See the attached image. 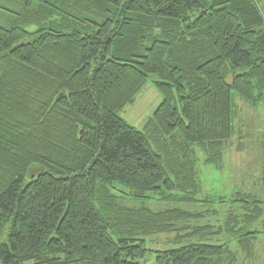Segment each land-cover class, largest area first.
Segmentation results:
<instances>
[{
  "label": "trees",
  "instance_id": "1",
  "mask_svg": "<svg viewBox=\"0 0 264 264\" xmlns=\"http://www.w3.org/2000/svg\"><path fill=\"white\" fill-rule=\"evenodd\" d=\"M0 12L14 20L0 23V264L255 257L256 195L234 199L245 212L225 223L239 236L233 249L194 242L212 232L191 224L199 214L129 207L115 185L136 198L161 189L201 201L198 153L222 160L232 90L264 102L260 0H0ZM150 75L162 99L139 130L121 111ZM33 163L45 170L25 184ZM155 235L179 247L151 249Z\"/></svg>",
  "mask_w": 264,
  "mask_h": 264
},
{
  "label": "rangeland",
  "instance_id": "2",
  "mask_svg": "<svg viewBox=\"0 0 264 264\" xmlns=\"http://www.w3.org/2000/svg\"><path fill=\"white\" fill-rule=\"evenodd\" d=\"M264 7V0H260ZM13 18L0 12V23L13 25ZM156 75H150L145 87L138 93L135 101L126 106L121 115L125 120L142 130L147 119L153 114L161 102L162 96L154 84ZM232 105L234 110L233 132L227 139L223 158L219 164L207 163L203 153H198L197 170L202 184L196 194L199 202H187L181 199L182 193L177 191L162 192L161 189L147 193L146 198H136L127 195L128 187L116 184L115 190L123 196L122 202L129 207L146 206L155 211L179 208L188 210L199 216L192 217V225H210V233L193 238L194 242L210 244H228L237 249L238 234L233 235L225 228L229 213L244 214V203L234 201L237 193L256 195L264 203V102L249 104L236 90H232ZM196 146V145H195ZM45 168L40 163H33L28 168L24 178L26 184ZM262 217L255 224L260 230L256 244V255L244 264H264V204ZM223 226L222 231H220ZM253 229V228H252ZM174 234L171 236L173 237ZM151 249L179 247V244H169L165 235L147 237ZM150 264H161L155 256L148 255ZM243 262V261H242Z\"/></svg>",
  "mask_w": 264,
  "mask_h": 264
}]
</instances>
